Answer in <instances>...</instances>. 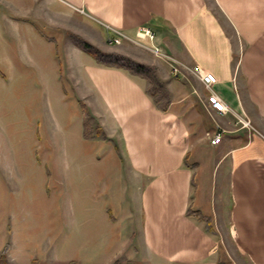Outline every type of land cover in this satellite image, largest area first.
<instances>
[{"label":"crops","instance_id":"0c3cea01","mask_svg":"<svg viewBox=\"0 0 264 264\" xmlns=\"http://www.w3.org/2000/svg\"><path fill=\"white\" fill-rule=\"evenodd\" d=\"M78 15L105 40L122 34L131 43L148 26L168 56L216 77L212 91L230 111H207L209 92L193 74L173 77L164 61L131 56L165 83L170 103L158 110L145 80L96 64L70 42L77 34L108 52L72 28ZM53 17L65 26H53ZM2 38L6 46L19 41L22 63L57 70L56 80L64 66L78 103L121 146L138 229L108 231L102 262L264 264V0H0ZM5 153L0 147L1 163Z\"/></svg>","mask_w":264,"mask_h":264},{"label":"rangeland","instance_id":"374dc122","mask_svg":"<svg viewBox=\"0 0 264 264\" xmlns=\"http://www.w3.org/2000/svg\"><path fill=\"white\" fill-rule=\"evenodd\" d=\"M53 18V26H65ZM86 24L78 15L71 27L103 50L155 59L142 42L111 45ZM12 41L6 46L0 39V147L7 158L0 161V254L8 245L6 264H108L102 262L103 237L137 231L139 221L135 185L118 163L121 146L104 131L106 138L95 134L99 124L89 111L92 137L84 140L67 69L59 81L50 66L22 63L20 43Z\"/></svg>","mask_w":264,"mask_h":264},{"label":"trees","instance_id":"16d2710c","mask_svg":"<svg viewBox=\"0 0 264 264\" xmlns=\"http://www.w3.org/2000/svg\"><path fill=\"white\" fill-rule=\"evenodd\" d=\"M68 38L78 50L89 56L96 64L107 68L122 69L134 77L145 80L148 84L147 92L152 97L155 107L160 111H166L170 103V96L165 83L159 78L155 67L140 63L129 56L119 53L104 52L77 34L69 33ZM79 105L83 117V137L87 140L92 137V127L90 126L91 116L88 114V110L82 102H79ZM95 134L106 138L100 127H97ZM8 247V245H5L1 251L0 264H6ZM31 264L38 263L32 260ZM67 264H76V262L70 261ZM114 264H119V262H115ZM125 264L135 263L127 261Z\"/></svg>","mask_w":264,"mask_h":264},{"label":"built area","instance_id":"2783aa9c","mask_svg":"<svg viewBox=\"0 0 264 264\" xmlns=\"http://www.w3.org/2000/svg\"><path fill=\"white\" fill-rule=\"evenodd\" d=\"M118 38L109 39V44L111 45H119L122 39H129L126 36L120 34ZM156 40V35L154 31L148 26H141L137 28L135 32V41L144 42L147 41L149 46H145V49L156 59L164 61L170 71V75L173 77L181 76L182 72H189L198 78V80L202 83L204 88L209 92V95L206 99V110L207 111H215L218 113H227L230 111L228 106L222 102V100L212 91V86L216 83V77L209 73L200 69L198 66H194L193 68H188L184 66L174 58L168 56L160 47L154 44ZM131 42H134L131 40ZM141 45V44H140ZM236 124H238L241 128H250V121L243 116L236 117ZM221 140V132L215 134V136L210 139L211 145H217Z\"/></svg>","mask_w":264,"mask_h":264}]
</instances>
